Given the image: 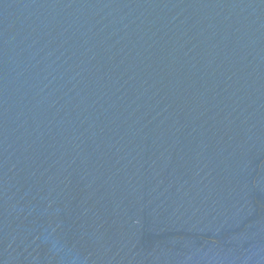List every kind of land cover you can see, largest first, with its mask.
Listing matches in <instances>:
<instances>
[{
	"label": "water",
	"instance_id": "95a60500",
	"mask_svg": "<svg viewBox=\"0 0 264 264\" xmlns=\"http://www.w3.org/2000/svg\"><path fill=\"white\" fill-rule=\"evenodd\" d=\"M0 264H264V0H0Z\"/></svg>",
	"mask_w": 264,
	"mask_h": 264
}]
</instances>
